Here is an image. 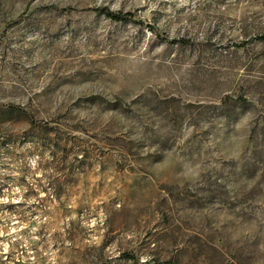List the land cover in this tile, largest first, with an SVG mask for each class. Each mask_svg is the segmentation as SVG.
<instances>
[{"label":"rangeland","instance_id":"374dc122","mask_svg":"<svg viewBox=\"0 0 264 264\" xmlns=\"http://www.w3.org/2000/svg\"><path fill=\"white\" fill-rule=\"evenodd\" d=\"M261 35L264 0H0V264H264Z\"/></svg>","mask_w":264,"mask_h":264},{"label":"trees","instance_id":"16d2710c","mask_svg":"<svg viewBox=\"0 0 264 264\" xmlns=\"http://www.w3.org/2000/svg\"><path fill=\"white\" fill-rule=\"evenodd\" d=\"M104 15L112 20V21H121V20H125L128 16V14H120V13H111V12H107V11H103ZM258 41H263L264 42V35L258 36L255 38Z\"/></svg>","mask_w":264,"mask_h":264}]
</instances>
